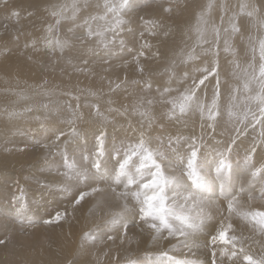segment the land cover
<instances>
[{
	"label": "snow or ice",
	"instance_id": "snow-or-ice-1",
	"mask_svg": "<svg viewBox=\"0 0 264 264\" xmlns=\"http://www.w3.org/2000/svg\"><path fill=\"white\" fill-rule=\"evenodd\" d=\"M147 6L141 0L52 4L45 9L52 22L44 21L43 34L25 44L37 52L46 50L63 56L67 51L84 65L94 57L108 65L105 72L111 71L113 58L135 66V78L125 73L122 80L117 77L118 82L108 81L109 92L131 86L133 92L138 88L141 93L130 106L123 105V110L107 109L108 113L129 118L130 136L126 132L124 140H113L109 146L107 131L96 128L91 150L82 152L81 163H77L68 152L73 141L80 147L77 121L82 113L77 103L67 105V131H53V138L43 145L50 156H59L63 161V171H57L66 182L88 189H77L74 210L86 197H101L90 210L98 222L82 233L80 247L102 242L104 237L113 242L119 238L123 243L129 239L131 217L134 223L143 225L141 232H148L151 243L143 259L130 258L125 264H264V0L261 5L238 6H230L227 0H206L194 10V22L178 37L170 36L162 19L141 15L139 49L128 47L122 34L133 29L125 27L129 23L126 16ZM0 7L9 9L8 0H0ZM89 8L94 11L88 12ZM217 9L219 16L215 19L213 12ZM9 11L19 18L18 10ZM163 11L171 13L173 9L164 7ZM82 13L86 15L81 19ZM242 16L251 18L252 27L262 33L247 37L251 59L244 65L236 59L232 46L236 36L242 37ZM65 23L69 26L62 38L59 32ZM146 35L163 37L160 46L153 50L154 45L144 39ZM124 53L131 60L125 59ZM222 53L233 57L227 60L231 65L228 74L222 70ZM142 59L159 62V75L167 79H157V70L146 69ZM42 94L51 97L54 92L46 90ZM89 95L97 93L90 91ZM52 103L40 107L60 116L61 110L50 107ZM92 107L98 120L110 122L99 104ZM15 115L9 113V117ZM197 116L199 135L193 132L185 136L179 128L164 134L168 124L186 128ZM130 117L139 119L133 124ZM250 130L256 134L245 143ZM240 150L242 161L234 165L233 153L239 155ZM258 152L260 161L255 159ZM69 190L67 183L60 189ZM24 201V189L17 186L13 194L17 217L25 211ZM64 215L58 212L44 222L58 223ZM201 248L205 260L190 258ZM68 264L76 262L70 260Z\"/></svg>",
	"mask_w": 264,
	"mask_h": 264
},
{
	"label": "bare ground",
	"instance_id": "bare-ground-1",
	"mask_svg": "<svg viewBox=\"0 0 264 264\" xmlns=\"http://www.w3.org/2000/svg\"><path fill=\"white\" fill-rule=\"evenodd\" d=\"M55 1L58 0H18L11 2L8 5L11 9L21 10L23 12L25 18L23 22L20 23L23 30L36 29L40 30V34H43V28L45 27L44 21L52 22L49 16L44 17L45 11L43 9V5H51ZM67 2H70V0H65L64 3ZM239 3L252 4V0H238L237 4ZM9 9L3 8V12L8 15V18L11 15ZM147 11L156 14L157 8H149ZM1 13L2 12L0 11V119L4 118L5 116L9 117V114L6 112L10 104L9 106H7L6 99L8 96L13 94V92H11L9 89V91L3 92L4 89L12 88L16 89V91L17 89H20V91H23L25 89L26 95L24 97L31 98L33 97L31 94L32 92L35 93L36 96L37 94L42 95L43 91H39L37 90V88L45 89L51 87H62L66 91L72 90L79 93L89 94L90 91L96 92L97 95H91L92 97H90V100L88 102L99 104L101 111L105 112V114L109 116L110 122L104 123L95 117L94 109L89 104L83 105L80 108L81 113L87 116L85 117V121L89 119L93 120L86 126H77V128L81 130V136L79 140L80 146H84L83 144L85 133H87L88 143L92 144V132L96 128L100 127H103L107 131L108 136L120 137L121 139H117L118 143L121 140L125 139L126 132L128 136L131 135V132L127 131L129 118L120 116L115 112H107V109L109 107L123 110V105H131V103L120 94V92L132 93L133 90L131 86H129L128 90H125V88L122 87L120 89H116L113 92H109L108 81L112 80L113 82H118V76L113 74L115 70L114 67H111V71L109 72H105V68H102L98 71L94 69L82 73L77 66L63 63L60 60L52 63L51 59H49L50 63L47 64L45 60L42 62L40 59H38V57L35 59L34 56L28 55V52L23 56H15L13 53L14 50L9 46H6L4 43L6 41V35L9 32V30L5 26L9 25L4 24L3 20L1 19ZM184 14L185 18L187 19L186 22L177 13L171 16L170 22L174 23V25H169L165 19H162L167 26V30L175 36H179L181 30L186 29L187 21L189 24H191L192 22V14H188L186 11H184ZM164 17L165 16H163L161 13L160 15H158L159 19ZM13 29H16V26H12L11 30ZM125 33L128 32L125 31L122 34L123 37L125 36ZM60 36L64 37V34L60 33ZM155 39H157V37H154L151 42L154 45L153 50H155V47L160 46V40ZM38 47L42 46L38 45ZM32 50L33 49H31V52ZM35 52L37 51H34V55ZM43 52L44 51L42 50V53ZM66 55L67 51L63 56ZM49 56L50 53L48 54V58ZM95 59L96 58L91 57L90 61H94ZM120 60L121 59L119 58L112 59L115 64H117ZM143 64L145 65L146 69L157 70V79L166 80V76L161 77L159 75V72L162 71L161 64L159 62L154 59H147L143 60ZM125 73L128 74V72L123 71V76H125ZM129 76L135 78L132 74H129ZM123 78L124 77H119L120 80H122ZM153 87H156V85H154ZM62 94H64V92L58 93L56 95L62 97ZM65 94L69 97L77 96L76 94L73 95L68 92ZM14 96L18 95L14 94ZM64 99L66 100V102L72 103L70 100H67L66 98ZM110 100L112 101L111 104H109ZM66 102H61L59 105L62 106L63 110L68 115L67 105L69 103ZM36 117H39V119H37ZM43 117L46 118L47 121L51 120V114L49 113H45L44 115H39L38 113L29 114L26 118H24L27 122V125H24V128H26L28 131H34V133H40L42 129L35 127H44V122L46 121L38 122L42 120ZM136 119L138 120L139 117H136ZM197 126L199 125H192L188 127L196 128ZM28 128H34V130H29ZM27 130L22 129L21 131ZM167 130L170 129H164V131ZM53 131H55V129L51 127L49 130V134H52ZM183 131H185L184 134L182 132L181 133L183 135H187L186 130ZM13 133L14 131H11L8 126V121L0 120V183L6 181V183H8L11 180L13 181V183L23 188L25 195L27 194L25 197V201L30 202L27 197H35L37 200L40 199L39 201H41V204L39 203L37 205L38 212L41 213L45 210V208L43 207L44 204H47V202L49 201L56 200V197L50 199L45 195V193L42 194V191L38 190L39 188L36 187L34 183V180L40 179L42 182L43 178H45V176H40L41 173L38 171V168L42 166V162L44 161V159H46V157L40 156V151H26L25 148H19L23 149V151H20L19 153H13L11 148L9 147L10 138L8 137L10 135H13ZM52 138L53 137H51V139ZM218 138L220 137L218 136ZM73 143L76 144V141H73ZM19 146L21 147L22 143ZM23 147L26 146L24 145ZM72 150L74 149L72 148ZM256 157V159L260 161L261 154L258 152ZM49 177L50 176H48V178ZM41 187L45 188L44 186ZM11 192L12 194L16 193V188H12ZM39 195H43L42 199L39 197ZM99 199H101V197L96 194L86 197L85 201H83L81 205L75 206V210L73 208V204H70V207L68 209H65L67 210V215H64V209L63 211H61L62 213L60 212L62 215H64V218L58 223H47L39 227V222L38 227L33 229L24 230L23 227H25V225L22 224L23 221L22 223L20 221L21 224L14 222L12 223L7 219L5 220L3 216L2 219L4 220L0 218V241H4V243H0V264H68V261L70 260L75 261L76 264H84V262H87V264H125V261L130 258L143 259V253L147 250V245L151 243V240L146 230L143 233L141 232V228L143 227V225H138L134 222H131V225H129L128 228L127 236L129 239H126L123 243L119 238H117L114 242L107 241L106 243H102L104 241L103 240L102 242H97L93 245L86 244L83 248L80 247L82 233L92 228L93 224L98 222L96 221L97 217L94 214L90 215V210L93 209L96 201ZM11 215L15 218H32L37 214H34V212L32 213L30 210L27 212L25 210L23 215L17 217L14 210L11 211ZM128 221H132L131 217H129ZM35 226L33 225V227ZM114 234L118 235L116 233H113V235ZM105 240L107 239L105 238ZM164 246H167V242H164ZM105 252H107L106 256L104 255ZM114 257L116 258L114 259ZM190 258H199L200 260H205L207 257L203 248H201L200 251L196 252L195 257Z\"/></svg>",
	"mask_w": 264,
	"mask_h": 264
},
{
	"label": "rangeland",
	"instance_id": "rangeland-1",
	"mask_svg": "<svg viewBox=\"0 0 264 264\" xmlns=\"http://www.w3.org/2000/svg\"><path fill=\"white\" fill-rule=\"evenodd\" d=\"M14 1H18V0H8V4L11 2H14ZM253 1H254V4H257V5L262 4V0H252V4H253ZM64 2H65V0H62V1L58 0L52 4H60V3H64ZM91 2L94 4L95 0H91ZM101 2H102V0H101ZM218 2H219V0H218ZM141 3L147 4L148 6L143 7V8H138L134 12H132L126 16V19L129 21V23L125 27L126 28H129V27L132 28L133 32L125 33L124 34L125 36L124 37L122 36V38L125 40L127 46L133 47L134 49H139V44H140L139 30L141 29L142 25H141V21L139 20V16L143 15L146 18H149V17L158 18V15H160V13H161L163 16H165L164 18H161V19H165L169 25H174V23L170 22L171 16L173 14H175V13L179 14V16L186 22L187 19L185 18L184 11H186L188 14H192V17H193L194 10L196 8H198L199 6L205 4L206 0H141ZM227 3L230 6H238V4H237L238 0H227ZM46 6L43 5L44 11L46 8H49L50 4H46ZM164 7H172L173 11L171 13H165L163 11ZM149 8H157V13L154 14V13L148 12L147 10ZM0 11L2 12L1 13V19L3 20L4 24L10 26V27L5 26L9 30V32L6 35V38H5L6 41L4 43L6 46H9L11 49L14 50L13 53L15 56H23L28 52L29 53L28 55L34 56L35 59L38 57V59H40L42 62L45 60L47 64L50 63L49 59H51L52 63L56 62L57 60H60L63 63H67V64L77 66L80 70L83 69V70H81L82 73L87 72L89 70H94V69L98 71V70H101L102 68L108 67V65L103 64V62L100 61L99 59H95L94 61H90L88 65H84L81 60L76 59L74 56L70 57L68 53L66 56H62L59 52H56L55 54H50L51 58H50V56L48 58L49 53L46 50H43L44 52L42 53V50H41L40 53L35 52V55L37 54L35 56L34 50H32V52H33L32 53L31 52L32 48L31 47H25V44L26 43L30 44L32 39H36L39 36H41L42 34H40V30H36V29L23 30L21 28L22 25L20 23H22L24 18H25V16L23 15V12L21 10H18L20 13L19 18L12 16V15H10L8 18V15L5 12H3L2 7H0ZM92 11H94V8L88 9V12H92ZM262 12H264V7H262ZM84 15H86V13L81 14V19L83 18ZM46 16H49V14H48V12L45 11L44 17H46ZM218 16H219V11L217 9L213 12V18L218 19ZM193 22L194 21L192 19L191 23H193ZM240 23L243 25L242 37L240 35L236 36L232 40V46L236 50V53H237L236 59H238L239 62L242 65H244L251 59V50H250L249 45H248L247 37L249 35L256 37L262 33L259 31L258 28L252 27V19L247 17V16L240 17ZM14 24H16V25H14ZM189 25L190 24L187 21L186 28L189 27ZM12 26H14V27L16 26V29L11 30ZM68 26L69 25L67 23L62 24L60 27L59 34L63 33L65 36L67 34ZM169 34L172 37H178V36H175L174 34H172L170 32H169ZM17 36H19L18 39H17ZM153 38L154 37H148L147 35L144 37V39H147L150 42H152ZM160 39H163V37L157 38L155 40H160ZM124 56H125V59L131 60V56H129L127 53H124ZM232 58L233 57H231L230 55L225 56V54H223V53L221 54V65H222V70H223L224 74L230 73L231 65H229L227 63V60H231ZM142 63H143V59H142ZM110 65H111V67L115 68L113 74L117 75L118 77H124L123 71L128 72V75L129 74L134 75L135 66L134 65H125L124 60H120L117 64H115L111 60ZM166 79H167V77H166ZM228 79H229L230 83L233 82L230 75L228 76ZM8 89L11 92H13V94L8 96L6 99L7 103L6 102L5 103L7 104V106H9V104H10L6 113H8V114L9 113H16L17 114V115L12 116V117L5 116L4 118L0 119L1 121L7 120L9 128L11 129V131H14L13 135L8 136L10 138L9 139V143H10L9 147L11 148L13 153H19L20 151H23V149H19V148H25L26 151H28V150L40 151V156L46 157V159H44V161L42 162L43 163L42 166H40L38 168V171L41 173L40 176H43V177L45 176V178H43V180L45 179L44 180L45 182L43 180L41 182V180L38 179V180H34V183H35L36 187L39 188L38 190L42 191V194L45 193V195L47 197H49L50 199L53 197H56V200H57V201L56 200L55 201H49V202H47V204L42 203V204H44L43 207L45 208V210L43 212H41L44 214L43 215V214L38 212V205L37 204H39V203L41 204V201H39L40 199L37 200L35 197H31V198L27 197L30 200V202L24 201L26 212L30 210L32 213L34 212V214L36 213L37 215L35 217H32V218H28V217L15 218L14 216L11 215V211L15 210V212H16L17 205H15L13 202V198H12L13 194L11 192V189L15 187L17 190L18 185L13 183V181H11V180L8 183H6L7 181L0 183V189L1 188L4 189V187H5L4 191H3V189L0 190V195H1L0 196V214H1L0 218L2 219V217L4 216L3 218L5 220L7 219L9 222L11 221L12 223L13 222L14 223H20V221H23V223L21 222L22 224L25 225V227H23V228H24V230H27V229H33V228L38 227L39 222H40L39 227L44 225V224H47L44 221L49 220V219H53L58 212L60 213L61 211H63V209L64 210L68 209L70 207V204H73L74 197L79 194L78 190H77L78 188L82 189L84 191L88 190L83 185H77L75 182H70V183L66 182L65 177H63L62 175H59L58 171H57V169H59L60 171H63V168H62L63 161L61 160V158L59 156H56L55 158L50 156L48 153V149L43 147V145L49 143L51 140L52 134H49V130L51 127H53L55 130L63 129L65 131H67L68 126L64 122V118L67 116V114L63 110L62 106L59 105L61 102H66V100L64 98H66L67 100H70L73 103V106H75L77 103H79L81 105V107L83 105H86V104H89L92 107L95 103L88 102L90 100V97H92V96L87 94V93H79L77 91H72V90L66 91L62 87H51V88H45V89L37 88V90H39V91L44 92V91L48 90V91L55 92V94H54V96L52 95L51 97H47V96H44L43 94L42 95L37 94V96H36V94L32 92L31 94L33 97H31V98H29V97L25 98L24 97L26 95L25 89L23 91H20V89H17V91H16V89L7 88V89H4L3 92L9 91ZM14 91H16L17 93ZM62 92H64V94H62V97L56 95V94L62 93ZM67 92L70 94H73V95L76 94L77 96H79V98H80L79 101L74 99L75 96H73V97L67 96L65 94ZM14 94H17L18 96H14ZM120 94L127 101H129L131 104L133 103L134 99L137 96L141 95L138 88H136V91H134L132 93L120 92ZM209 95H211L210 91H209ZM50 101L54 102V103L50 104V107L55 109L58 106L59 109L61 110V115L56 116L55 112L53 111V113L51 114V120L50 121H47L46 118H44V117L42 118V120L38 121V122L46 121V122H44V127H39V126L35 127V128L42 129L40 131V133H34V131H28L26 128H24L27 125V122L24 118H26L29 114H32V113H38L39 115H44L47 112H45V110L43 108H41L40 105L42 103H49ZM66 103H69L72 105V103H70V102H66ZM91 107H89V108H91ZM29 109H31V111H29ZM2 111H4V110H2ZM85 117H87V116L82 114V119L77 121L78 127L86 126V125H88L89 122L93 121L92 119L85 121ZM130 119H131L133 124H135L137 121L136 117H130ZM193 119L195 122L194 123L190 122L189 126L199 125L198 116L193 118ZM177 127L179 128V131L182 132L183 134L185 132L183 130H186L187 135H191V134H193V132L196 135H199L200 131H201L200 126H197L196 128H189V127L185 128L183 126H178V125L174 126L173 124H168L165 129H170V130L164 131V134L167 135V134L176 132ZM222 127H223V125H221V128ZM221 128H218L217 131L219 132L221 130ZM22 129H25L27 131H21ZM28 129L34 130V128H28ZM255 134L256 133H253L250 130L249 136L245 139V142L249 143L252 139V136ZM187 135H185V136H187ZM11 137H14V138H11ZM117 139L119 140L121 138L115 137V136L114 137L108 136L107 142H108L109 146L112 144L113 140H115L118 143ZM217 139H221V137L220 138L217 137ZM16 140H17V142H16ZM91 141L93 143V138H91ZM21 143H22V146L20 147L19 145H21ZM24 145L26 147H23ZM83 145L84 146H80L81 149H80V147H76L75 143L72 144L71 148L69 147V149H70V150H68L69 156L72 157L74 155L76 160H77V163H81L80 155L82 152L87 153L88 151L91 150L92 144L88 143L86 146H85V144H83ZM9 147H8V149H9ZM72 148L74 150H72ZM242 157H243V151L242 150H240L239 155H237L236 152H234L233 153L234 165H235L236 161H242ZM256 158L257 157H255V159ZM257 161H259V160H257ZM261 162H264V161H261ZM40 176H38V177H40ZM48 176H50V177L48 178ZM66 183L68 184L70 190L68 192L60 191V189L62 187H64ZM41 186H44L45 188H43ZM41 188H43V189H41ZM26 195H25V197H26ZM10 196H12V197H10ZM42 196L43 195H41V196L39 195V197L41 199H42ZM6 197H7V199H6ZM9 199H10V201H9ZM59 203H61V204H59ZM34 206H37V207H34ZM7 209H9V210H7ZM34 209H35V211H34ZM40 218L43 220H41ZM94 218H96V217H94ZM4 219H2V220H4ZM28 219L32 222L29 223ZM96 219H97L96 221H98V218H96ZM128 222H129L128 225H131V222H133V221H128ZM26 223H27V225H26ZM35 224H36V226H35ZM33 225L35 227H33ZM128 228H129V226H128ZM121 231H123V230H121ZM105 238L106 237H104V241L102 243H106L108 241V240H105Z\"/></svg>",
	"mask_w": 264,
	"mask_h": 264
}]
</instances>
